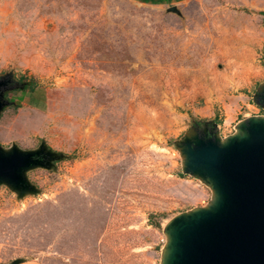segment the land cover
I'll list each match as a JSON object with an SVG mask.
<instances>
[{
  "label": "rangeland",
  "instance_id": "374dc122",
  "mask_svg": "<svg viewBox=\"0 0 264 264\" xmlns=\"http://www.w3.org/2000/svg\"><path fill=\"white\" fill-rule=\"evenodd\" d=\"M0 82V152L35 160L0 264H165L215 199L192 144L264 117V0H0Z\"/></svg>",
  "mask_w": 264,
  "mask_h": 264
},
{
  "label": "water",
  "instance_id": "95a60500",
  "mask_svg": "<svg viewBox=\"0 0 264 264\" xmlns=\"http://www.w3.org/2000/svg\"><path fill=\"white\" fill-rule=\"evenodd\" d=\"M166 12L180 15L175 6ZM239 130L224 143L212 135L196 140L186 153L215 199L172 222L165 264H264V121L247 119ZM34 162L31 153L0 152V181L20 186V171Z\"/></svg>",
  "mask_w": 264,
  "mask_h": 264
},
{
  "label": "bare ground",
  "instance_id": "6f19581e",
  "mask_svg": "<svg viewBox=\"0 0 264 264\" xmlns=\"http://www.w3.org/2000/svg\"><path fill=\"white\" fill-rule=\"evenodd\" d=\"M250 119H252V120H262V121H264V117L262 118L261 116H255V117H251ZM242 125V122H239L237 125H236V127H235V133L233 134V135H230L229 137H226L225 139H223V140H221L220 142L221 143H224L226 140H228L229 138H231L232 136H236V135H238V136H240L241 134H242V131H240L239 130V127ZM236 129H238V130H236ZM194 212V211H193Z\"/></svg>",
  "mask_w": 264,
  "mask_h": 264
}]
</instances>
